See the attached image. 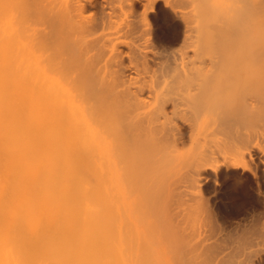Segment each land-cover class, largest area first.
Masks as SVG:
<instances>
[{"label": "bare ground", "instance_id": "bare-ground-1", "mask_svg": "<svg viewBox=\"0 0 264 264\" xmlns=\"http://www.w3.org/2000/svg\"><path fill=\"white\" fill-rule=\"evenodd\" d=\"M141 1L0 0V264H264L262 218L185 246L129 199L264 151V0H164L156 31Z\"/></svg>", "mask_w": 264, "mask_h": 264}, {"label": "rangeland", "instance_id": "rangeland-1", "mask_svg": "<svg viewBox=\"0 0 264 264\" xmlns=\"http://www.w3.org/2000/svg\"><path fill=\"white\" fill-rule=\"evenodd\" d=\"M156 1H155V5L153 6L154 8L152 7L151 11H149V12H147V11L150 9H148L146 7L145 8L148 10H143V9L139 8V6H141L142 8H144V6H146L145 0H142L139 3L137 2L135 4L136 7L134 8V9L137 8L138 10H140V11L136 10V11H138L137 12L138 15L140 13H141L140 16L144 14V16L142 18H144L145 15L147 14L146 18L150 19V22L147 19H146V21L148 24L151 23L152 26L150 25V27H152V28L154 27L153 28L154 31H156L159 27L164 26L163 17L167 13V9H168V6H165L167 4L164 0H156ZM136 11L134 10L135 13H136ZM145 11H146V14H145ZM140 16H139V18H140ZM142 18H140V19H142ZM180 24H181V22L179 23V21H178V27L180 29L184 28L183 24H181L182 26ZM169 25H170V23H169ZM170 47H171V49L169 48L168 52H169V50H170V52L174 51V50H172L174 47H175L174 49L176 50L177 45L170 46ZM192 142L193 141L188 142L189 146L188 145L184 146L185 148L187 147L188 149L182 148V150L180 151V154H178V156H177V158L179 160L177 158L175 160V158H174L173 160L175 162L173 160H172L173 163H172V161H170L173 165L177 164L178 162H180V163H178V165H183L184 164L183 162H185L184 160H186L185 158L187 156H194V153L196 151H195L193 145L197 146V144L193 143V145H190V143L192 144ZM202 145H204V144L199 143L196 150H198V148H199V150H201ZM207 145L208 144H206V146ZM242 145L243 144H241V145L239 144L238 146L240 147ZM248 145L249 144H247L245 146L248 147ZM196 146H195V148H196ZM199 146L201 147V149ZM222 146H223V148H225L226 151L223 148H221ZM222 146L221 145L219 146L221 153L219 152V149H218L219 147L216 149L219 152V153L217 152L218 156H220L219 154H221V156L223 155L222 156L223 158L220 156L221 158L219 157V160H217L218 162L215 161L213 163V166H212L213 168L211 167V168H208L207 170H205V174L203 176H201V178L200 177L198 178L199 181H198V179H194V178L190 179V178H187L184 176L182 177V174L185 171V170H183V171H180V172H182V174H178V175L176 174L177 176L173 175L174 177L176 176V178L179 177V175H181L180 179L177 178L178 179L177 181L179 182V184H178V182L175 183L176 178H174L173 176L170 178V181L160 178L162 180L163 184H161V180L158 181L157 184L155 183L156 185L154 184L156 187L155 186L152 187L153 188L152 191L154 192V189L156 188L157 192H156V190H155V192H156V194H158V199H161V200L155 201L156 195H154L155 193L153 194L152 192H150V193L148 192L147 195H146V193H142L143 195L142 194L141 195L140 194H138V195L132 194L133 196L129 195V199L131 202V210H130L131 214L133 212L132 218L134 220H139L140 224L146 230L148 235H149V232H151L150 237L153 240L160 238L159 233H162L161 229H163V228H161V229L158 228L159 230L157 228L155 229L154 228L155 226L156 227H158V226L165 227L166 226L167 229H169V230L172 229L174 231H175V229L177 230L179 228V231H181V232H179L180 235L183 232V234L185 233L184 236H188L187 238H185V237H183V238L186 240H189L187 242L186 241L184 242L185 246H186V244L189 246V245L193 244V238H194L193 235L195 234L194 232L198 228H201L203 226H206V225L208 226L210 224H214L217 226H221L225 229H227L229 227L234 228L236 226L246 227V225H249V224L252 225L253 221L256 223V221H255L256 219H257V222L261 218L264 219V155H263L264 151L263 150L261 151V149L260 150L255 149L253 151L249 150L250 151L249 154H248V152H246L247 154H245V159H243V160L247 164L244 163L245 164V166H244L243 163L241 164V162H243V161H241L240 163L238 162V164L235 161L233 162V160L231 158H233L234 155L233 156H227L228 158L229 157H231V158L229 160H226V158H224V156L227 155L228 151H227V148L224 147V145H222ZM229 147H231V149L233 150L232 147H234V146H232V145L228 146V149H229ZM243 148H245V147L243 146ZM231 149L229 150V153H231V151H232ZM240 149H242V147ZM184 153H185V156L183 155ZM196 153H195V155H196ZM229 153H228V155H230ZM189 154H191V155H189ZM232 154H234V153H232ZM171 163H167V164L163 163V164L166 165V167H168L169 164L171 166ZM173 165L171 166V168H173ZM217 165H218V167H217ZM163 168L165 169L164 166L161 167V172H164V171H162ZM168 168H170V167H168ZM168 168H166V169H168ZM161 174H163V173H161ZM160 177H162V176H160ZM195 180L198 182H196ZM171 181L173 184L175 183L174 184L175 186H172L173 184H171ZM193 181H195L196 183ZM159 183L161 184L160 186H162L161 191H159L160 190L159 189L160 188ZM164 184H167V186H166V189H167L166 194L167 195L165 194V196L163 194V192L165 190H162V188L165 187ZM168 185H169V187H168ZM194 186L197 188L195 189ZM169 188L172 191L169 190ZM173 188H174V190H173ZM176 188H177V190H176ZM168 191H170L169 192L170 196L168 194ZM160 192H162L163 197L159 196V195H161ZM151 195H152V198L150 197ZM159 197H162V198H159ZM176 198H177V200H176ZM148 200H150V202H148ZM151 200L152 201L154 200V202H151ZM116 201H117V203H119L117 198H116ZM158 201H161V202H158ZM156 202H157V204H156V208H155L154 205ZM240 203H242V204H240ZM147 204L148 205L151 204L153 206H150V205L148 206ZM158 204H159V208H158ZM151 210H155L156 212L157 211H159V212H157L156 214L153 212V215H152ZM121 212L122 213L125 212L124 209H122ZM158 213H159L160 217H158ZM166 216L168 217L167 219H166ZM157 217H158V219H157ZM155 218L157 221L155 220ZM162 218H164L165 220H162ZM148 219H149V221H148ZM262 219L260 221L264 222ZM159 220H161V221H159ZM251 220H252V222H251ZM152 221L154 223V226H152V228H151L148 226V224ZM156 222L157 223L160 222V224L162 222V225H159ZM163 223H165V224L163 225ZM215 223H217V224H215ZM173 228H175V229H173ZM167 229H166V234H165V231L162 234V235L165 234L164 236L166 238V242L169 240V238L167 239V237H169V236H167V234L169 233V231L167 232ZM156 230H158V232H156ZM182 235L180 236V238H182ZM165 238L164 237L162 238V240L164 239L163 242H165ZM191 238H192V240H190ZM182 241H184V240L182 239ZM170 242H171V240L168 241V243H167V245L170 247H168L167 245H165L163 243L164 245H163L162 249L165 252V259L168 261L170 260L171 264H176L178 261L177 257L175 256L176 251H175V249L171 250V248H172L171 246H173V242L172 243H170ZM181 244H183V242H181ZM173 248H175V247L173 246ZM148 252H149V249L143 253V256L144 255L147 256ZM173 254H174V258H173ZM137 260H139V258ZM147 261H148V264H154L155 263L154 259L152 257H151V259H147ZM134 264H137V262L135 261ZM139 264H147V263H146V260L143 259L142 262L140 260Z\"/></svg>", "mask_w": 264, "mask_h": 264}]
</instances>
